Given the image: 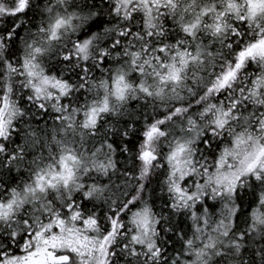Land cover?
Wrapping results in <instances>:
<instances>
[{
    "label": "snow or ice",
    "instance_id": "obj_1",
    "mask_svg": "<svg viewBox=\"0 0 264 264\" xmlns=\"http://www.w3.org/2000/svg\"><path fill=\"white\" fill-rule=\"evenodd\" d=\"M0 264H264V0H0Z\"/></svg>",
    "mask_w": 264,
    "mask_h": 264
}]
</instances>
